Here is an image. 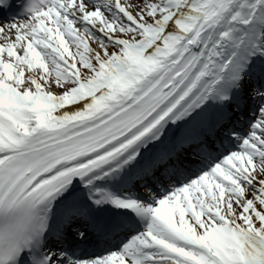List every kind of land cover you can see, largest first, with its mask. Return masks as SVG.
<instances>
[{"label": "snow or ice", "instance_id": "6c2138e0", "mask_svg": "<svg viewBox=\"0 0 264 264\" xmlns=\"http://www.w3.org/2000/svg\"><path fill=\"white\" fill-rule=\"evenodd\" d=\"M15 13L0 0V264H264V0Z\"/></svg>", "mask_w": 264, "mask_h": 264}]
</instances>
